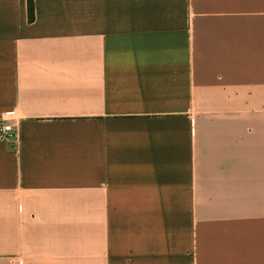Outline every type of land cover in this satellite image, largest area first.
Listing matches in <instances>:
<instances>
[{
    "label": "crops",
    "instance_id": "0c3cea01",
    "mask_svg": "<svg viewBox=\"0 0 264 264\" xmlns=\"http://www.w3.org/2000/svg\"><path fill=\"white\" fill-rule=\"evenodd\" d=\"M0 0V264H264V0Z\"/></svg>",
    "mask_w": 264,
    "mask_h": 264
},
{
    "label": "built area",
    "instance_id": "2783aa9c",
    "mask_svg": "<svg viewBox=\"0 0 264 264\" xmlns=\"http://www.w3.org/2000/svg\"><path fill=\"white\" fill-rule=\"evenodd\" d=\"M16 137V132L12 124L0 120V138L11 140Z\"/></svg>",
    "mask_w": 264,
    "mask_h": 264
},
{
    "label": "trees",
    "instance_id": "16d2710c",
    "mask_svg": "<svg viewBox=\"0 0 264 264\" xmlns=\"http://www.w3.org/2000/svg\"><path fill=\"white\" fill-rule=\"evenodd\" d=\"M28 17L30 20L34 18V5L32 0H28Z\"/></svg>",
    "mask_w": 264,
    "mask_h": 264
}]
</instances>
